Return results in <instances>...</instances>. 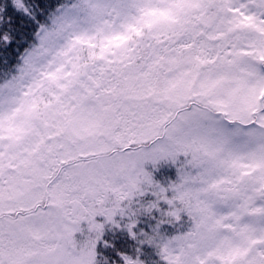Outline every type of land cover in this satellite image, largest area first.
I'll list each match as a JSON object with an SVG mask.
<instances>
[{"label": "snow or ice", "instance_id": "obj_1", "mask_svg": "<svg viewBox=\"0 0 264 264\" xmlns=\"http://www.w3.org/2000/svg\"><path fill=\"white\" fill-rule=\"evenodd\" d=\"M117 215L166 264H264V0H0V264H100Z\"/></svg>", "mask_w": 264, "mask_h": 264}, {"label": "trees", "instance_id": "obj_2", "mask_svg": "<svg viewBox=\"0 0 264 264\" xmlns=\"http://www.w3.org/2000/svg\"><path fill=\"white\" fill-rule=\"evenodd\" d=\"M161 165L153 166L151 163L147 164V170L152 173L153 179L160 185L175 182L176 177H178L177 165L173 163L161 162ZM156 197L154 195H147L144 201L147 203L149 201H155ZM169 210V205L164 203H159L157 209H153L151 213H144L137 217L138 223L133 229L138 236L141 232L151 233L152 229L156 227L161 219H167L162 217V212H167ZM190 226V218L186 213L181 214V220L174 223H163L160 224L159 231L167 236L176 235L180 231H185ZM139 239H143L139 236ZM107 242V243H105ZM139 249V253H137ZM117 252H125L132 255L134 258L138 254L139 259L144 262V264H166V262L161 258L159 250L155 245L138 243V239H133L124 224L121 227H116L114 230H107L102 236L101 240L97 244V253L100 264H104L105 257L108 258V264H122V261L116 255Z\"/></svg>", "mask_w": 264, "mask_h": 264}, {"label": "rangeland", "instance_id": "obj_3", "mask_svg": "<svg viewBox=\"0 0 264 264\" xmlns=\"http://www.w3.org/2000/svg\"><path fill=\"white\" fill-rule=\"evenodd\" d=\"M181 159H183V157H181ZM161 162H165V161H161ZM161 162H160L159 165L162 166V163H161ZM166 163H168V162H166ZM169 163H171V162H169ZM147 164H148V163H147ZM147 164L145 165L146 170H147ZM174 165H176V164H174ZM177 169H178V165H177ZM177 180H178V177H176V180H175V181H177ZM169 184H170V183H167L166 185H164V184H161V185L167 188ZM151 194H152L151 192H148V193H146L143 197H137L136 199H137L138 203H137L135 206L138 207V206H139V203H144V204L146 205L147 202L144 201V200H145V198H147V195H151ZM171 195H172V193L169 191L168 196L171 197ZM159 203H164V204L168 205L167 202L164 201V200H160ZM169 208H170V205H169ZM142 212H144V211H142ZM144 213H146V212H144ZM115 219L118 221L119 226L114 225V224H112V223H105V217H96V221H97L98 223H105V228H104L103 235L105 234V232H106L107 230H108V231H109V230H114L116 227H121V224L126 225L127 222H128L127 217H121V216H119V215H117V216L115 217ZM81 227H82V229H83V232H80V233H77V234H76V239H77V240H83V239H85V238L87 237V235L89 234V232H88V225H87V222H83L82 225H81Z\"/></svg>", "mask_w": 264, "mask_h": 264}]
</instances>
